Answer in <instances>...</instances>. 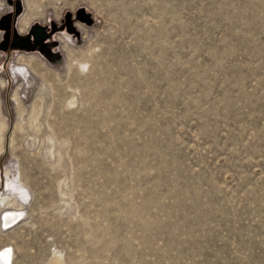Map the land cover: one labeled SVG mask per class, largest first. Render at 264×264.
<instances>
[{
  "label": "rangeland",
  "instance_id": "1",
  "mask_svg": "<svg viewBox=\"0 0 264 264\" xmlns=\"http://www.w3.org/2000/svg\"><path fill=\"white\" fill-rule=\"evenodd\" d=\"M0 264H264V0H0Z\"/></svg>",
  "mask_w": 264,
  "mask_h": 264
},
{
  "label": "water",
  "instance_id": "2",
  "mask_svg": "<svg viewBox=\"0 0 264 264\" xmlns=\"http://www.w3.org/2000/svg\"><path fill=\"white\" fill-rule=\"evenodd\" d=\"M79 15H80L81 18L84 17V15L82 13H80ZM33 28H37V30L39 31L38 32V34H39L38 36L32 32ZM30 34H31V37H32V43H40L41 41L44 40V38L46 36L44 30L42 28H39V27H32ZM6 46L7 45L5 44L4 47L6 48ZM7 47H11V45H8Z\"/></svg>",
  "mask_w": 264,
  "mask_h": 264
},
{
  "label": "bare ground",
  "instance_id": "3",
  "mask_svg": "<svg viewBox=\"0 0 264 264\" xmlns=\"http://www.w3.org/2000/svg\"><path fill=\"white\" fill-rule=\"evenodd\" d=\"M37 31H38L37 28H35V29L33 30V33L37 35V33L39 32V31H38V32H37ZM10 222H11V221H10ZM8 223H9V222H8Z\"/></svg>",
  "mask_w": 264,
  "mask_h": 264
}]
</instances>
